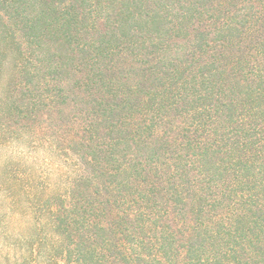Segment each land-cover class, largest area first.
<instances>
[{"label": "trees", "instance_id": "16d2710c", "mask_svg": "<svg viewBox=\"0 0 264 264\" xmlns=\"http://www.w3.org/2000/svg\"><path fill=\"white\" fill-rule=\"evenodd\" d=\"M3 75L77 161L39 264H264V0H0Z\"/></svg>", "mask_w": 264, "mask_h": 264}, {"label": "rangeland", "instance_id": "374dc122", "mask_svg": "<svg viewBox=\"0 0 264 264\" xmlns=\"http://www.w3.org/2000/svg\"><path fill=\"white\" fill-rule=\"evenodd\" d=\"M7 81L0 77V101ZM38 125H44L42 120H22L0 104V264L42 261L37 252H45L49 241L44 238L43 199L76 169L73 155Z\"/></svg>", "mask_w": 264, "mask_h": 264}]
</instances>
